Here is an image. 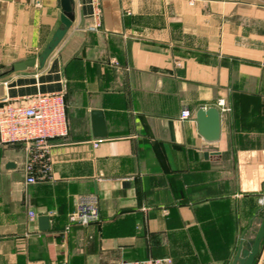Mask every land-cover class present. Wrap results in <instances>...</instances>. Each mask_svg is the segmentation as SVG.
Masks as SVG:
<instances>
[{"label": "crops", "instance_id": "0c3cea01", "mask_svg": "<svg viewBox=\"0 0 264 264\" xmlns=\"http://www.w3.org/2000/svg\"><path fill=\"white\" fill-rule=\"evenodd\" d=\"M61 14L60 0H0V105L61 93L68 123L32 185L25 146L0 143V264H231L262 212L264 0H73L72 25L39 68ZM210 107L216 142L195 122ZM93 110L105 138L92 136ZM90 194L100 220L65 232Z\"/></svg>", "mask_w": 264, "mask_h": 264}, {"label": "built area", "instance_id": "2783aa9c", "mask_svg": "<svg viewBox=\"0 0 264 264\" xmlns=\"http://www.w3.org/2000/svg\"><path fill=\"white\" fill-rule=\"evenodd\" d=\"M195 1V0H187ZM223 111L229 109L224 102H218ZM193 114L189 109L181 111L180 119L189 120ZM68 135L65 100L61 93L36 94L24 101L5 99L0 105V143L25 146L27 158L24 164L25 182L36 183V174L47 177L51 172L49 155L52 140ZM93 148L98 142H92ZM31 218L33 212H29ZM100 220L99 200L95 195H81L77 198L73 211L67 217L64 228L85 227ZM120 264H173L169 257L124 261Z\"/></svg>", "mask_w": 264, "mask_h": 264}, {"label": "water", "instance_id": "95a60500", "mask_svg": "<svg viewBox=\"0 0 264 264\" xmlns=\"http://www.w3.org/2000/svg\"><path fill=\"white\" fill-rule=\"evenodd\" d=\"M62 14L59 18V26L54 31L49 42L46 44L42 52L38 56L39 68H42L50 55L61 43L68 30L70 29L73 15V0H60ZM36 60H24L15 63L12 67L13 71H25L35 67ZM92 136L94 138H105L107 136L105 121L103 114L99 110L91 111ZM195 122L197 124L198 134L207 142H216L220 137V112L216 107L200 108L195 113ZM13 166L12 163L7 167ZM264 190V187H263ZM261 211L263 212L260 224L255 237L252 240H244L242 235L236 253L231 264H253L260 250L261 243L264 240V194L261 199ZM39 230L46 231L49 228V218L42 216L38 218Z\"/></svg>", "mask_w": 264, "mask_h": 264}, {"label": "trees", "instance_id": "16d2710c", "mask_svg": "<svg viewBox=\"0 0 264 264\" xmlns=\"http://www.w3.org/2000/svg\"><path fill=\"white\" fill-rule=\"evenodd\" d=\"M263 212H259V215L262 217Z\"/></svg>", "mask_w": 264, "mask_h": 264}]
</instances>
